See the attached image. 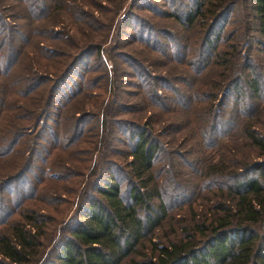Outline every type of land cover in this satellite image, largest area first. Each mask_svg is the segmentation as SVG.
Here are the masks:
<instances>
[{
  "label": "trees",
  "instance_id": "obj_1",
  "mask_svg": "<svg viewBox=\"0 0 264 264\" xmlns=\"http://www.w3.org/2000/svg\"><path fill=\"white\" fill-rule=\"evenodd\" d=\"M8 1L23 21H29L31 33L27 42L13 45L9 60H4L10 63L4 68L0 64V78L19 58L17 47L29 45L32 57L23 68L31 75L13 78L23 90L9 92L22 101L19 113L0 114V161L9 168V172L0 170V264H264V0H190L182 21L169 15L195 31L184 58L173 61L194 68L193 80H197L188 83L181 76L173 86L162 75L157 79L159 88L169 90L163 96L156 91L157 83L148 81L145 68L143 75H135L139 105L134 108L149 115L119 120L117 126L127 140L126 150L118 152L127 159L126 198H121L113 167L104 168L87 181L78 206L61 226L33 204L40 201L42 186L53 182L43 172L50 152L38 143L43 119L62 101L59 86L71 77L81 56L102 64L105 57L106 76L117 93L114 83L120 82V73L114 55L104 49L105 36L95 34L100 25L93 23L97 18L89 0ZM117 8L116 4L111 10ZM231 16L237 21L235 28L223 39ZM219 21L223 26L217 29ZM110 27L104 26L105 31ZM41 35L48 43L46 49L37 46ZM110 39V48L120 45L113 36ZM42 52L45 63L40 64L37 55ZM211 67L214 74L200 81L201 73ZM72 124L74 138L82 124L79 114ZM102 124H108L106 119ZM158 131L179 135L189 155L183 163L192 181L186 180L187 194L181 192V201L177 199L171 211L174 202L170 204L154 175L162 145L155 137ZM53 146L65 153L66 147ZM39 148L44 150L42 156ZM167 159L174 166L172 158ZM36 162L43 169H35ZM32 168L39 177L25 176ZM55 189L52 200L57 202L60 188ZM45 231L56 236L49 256L42 257Z\"/></svg>",
  "mask_w": 264,
  "mask_h": 264
},
{
  "label": "rangeland",
  "instance_id": "obj_2",
  "mask_svg": "<svg viewBox=\"0 0 264 264\" xmlns=\"http://www.w3.org/2000/svg\"><path fill=\"white\" fill-rule=\"evenodd\" d=\"M89 2L92 8L94 7L92 12L97 18L96 23H93L100 25L96 28L95 34L105 36L102 39L105 40L104 49L107 50L109 55H114V57H111L114 60V66H117L116 70L120 73V82L114 84L118 85L119 91L117 93L116 86L112 88L111 83L107 79V61L103 55V64L94 57L81 56L80 62L72 70L74 74L70 75L71 77L68 81L63 80V84L59 86V95H63L62 101H59L58 106L52 110L47 120L43 119L45 126L40 130L39 138L41 139L38 143L43 149L46 148L47 152H50V156L46 159L45 166L47 168L43 169L38 162L34 163L33 166H35V169L36 166L43 169V172L47 173L48 178L53 180V182H47L44 187L41 185L42 191L38 194L40 201L33 204H35V208H38V212L50 217L57 223V226H61L62 223L70 218L75 207L78 206L82 199L81 193L85 188H88L89 184L87 181H90L92 179L91 176L96 172L99 175L104 168L113 167V178L119 186L122 200H125L126 180L128 179L127 170L125 169L127 159L119 156L118 152L126 150L127 140L125 136H121L118 133L120 127L117 126H119V120L134 119L133 117L143 119L149 115L147 110L136 112L134 108L139 105V95L135 94L138 91L135 88V83L138 81L135 75L137 73L143 75L142 69L145 68L150 77L147 78L148 81L152 85L157 83L156 91L163 96L169 94V90H166L167 88H159L160 82H157V79L162 77V75L168 77L166 84H172L173 86H176V81L181 76L188 83L194 79L192 74L195 70L194 68L191 69L186 65L180 66L173 60L184 58L185 50L189 48V37L191 35L196 36L195 31L182 27L179 22H176V19L169 16L170 14L176 15L182 21V12L189 10L190 0H89ZM12 4L8 0H3L0 3L2 16L4 17L3 23L0 22L1 68L6 67L10 63L5 64L4 60L6 58L9 60L10 57L8 55L13 45L18 42L21 46L22 43L28 41L31 33L29 21H23L19 11L15 10ZM116 4L118 5L117 10H111ZM230 18L231 21L227 23L222 31L221 37L223 39H226L227 35L235 28L237 21L233 20V16ZM107 24H111L109 31L104 29ZM222 26V22L219 21L216 28L219 29ZM113 27L114 31L112 32L111 28ZM41 36L36 39L37 46L41 49H46L48 43L43 39V35ZM112 36L113 40L117 39L120 42V45L116 48H110V38ZM31 39L32 41L35 40L34 37H31ZM226 43L228 46H232L229 41H226ZM28 46L17 47L18 50H21L19 58L10 65L11 72L9 71L5 77L0 78V114L19 113L18 107H21L22 101L16 96H10L9 92H20V90H23L21 87L15 86L14 77L20 78L23 76L26 79V75H31L28 71H25L26 69H23L26 67L29 58L32 57L30 46ZM194 48L196 49V47ZM63 49L68 53L73 52L69 48ZM152 49L156 51H152ZM24 52L25 55H23ZM163 53L167 54L169 59H166ZM43 55L44 52L37 56L41 57ZM38 61L40 64L45 63L42 57ZM138 61L141 65L138 64ZM54 65L57 68L62 67L57 62ZM214 71L215 68L213 67L204 70L200 75V81L211 77ZM196 80H193V83ZM166 87H169V85H166ZM122 89L125 93H122ZM73 92L74 96L71 98ZM77 114L82 119V124L77 130L79 133L72 138L74 136V124L72 123L74 115L76 116ZM151 116L153 117V114ZM103 118L108 123L106 126L102 124ZM157 127L154 126V130H158ZM105 130H108L110 135H104ZM81 133V138H79ZM161 133L158 131L155 135L162 145L154 163V175L156 178L158 177L160 185L164 188L165 196L168 194L170 204L174 202L170 205L171 211L179 203L177 199L181 201V192L183 193L187 190L188 182L186 180L192 181L191 174L189 175L190 170L183 163L189 161V155L186 146L181 144L179 135L171 134L169 131L166 133L167 135H160ZM171 138H173V141L170 140ZM73 140L79 142L76 144L72 142ZM48 142L51 144L49 145ZM53 143L57 146L66 147L64 148L65 153L60 150L54 151L52 149L55 148ZM70 143L72 144L71 146H69ZM43 149H38L39 156L43 155ZM67 152L71 154V157H65ZM175 154L179 156V159L173 158ZM23 157L22 154L21 159ZM167 158H172V161L177 163L171 166ZM72 161L74 162L71 164ZM19 162L21 163V161ZM7 166V162L0 161L1 172L2 170L4 172L8 171L9 168ZM30 174L39 177L40 173L37 174L32 168L25 176L31 178ZM21 179L22 177L19 180ZM16 184H19V182ZM57 187L60 188V198L57 202H54L52 195L57 190L55 189ZM73 190H75V193ZM28 204L29 202L24 203V205ZM178 215L183 216L181 211ZM15 218L16 216L13 215L12 219ZM55 236L45 231L42 237V242L44 243L42 257L49 256L50 245Z\"/></svg>",
  "mask_w": 264,
  "mask_h": 264
}]
</instances>
